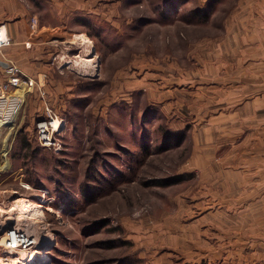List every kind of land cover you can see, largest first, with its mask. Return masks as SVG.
<instances>
[{
  "label": "rangeland",
  "instance_id": "rangeland-1",
  "mask_svg": "<svg viewBox=\"0 0 264 264\" xmlns=\"http://www.w3.org/2000/svg\"><path fill=\"white\" fill-rule=\"evenodd\" d=\"M23 1L52 27L44 44L53 55L47 61L39 49L49 70L39 79L28 71L33 61H23L31 81L24 105L15 128L0 132V238L19 227L38 242L0 248V264H24L36 247L49 256L39 264H264V215L258 227L261 215L214 210L221 202L206 197L207 181L193 169L207 119L196 113L207 95L236 103L239 93L264 91L252 63L263 58L264 3ZM227 30L236 48L226 55L240 62L224 69L216 90L206 80V47ZM49 113L62 125L47 147L36 124ZM232 117L216 139L241 138L237 121L249 120ZM23 198L42 207L19 220Z\"/></svg>",
  "mask_w": 264,
  "mask_h": 264
},
{
  "label": "crops",
  "instance_id": "crops-1",
  "mask_svg": "<svg viewBox=\"0 0 264 264\" xmlns=\"http://www.w3.org/2000/svg\"><path fill=\"white\" fill-rule=\"evenodd\" d=\"M262 3H264V0H256L257 5ZM35 8L37 9V7ZM32 16L39 20L38 26L35 28H32L30 23ZM259 16L262 18L261 15ZM41 20L42 15L35 11L28 1L0 0V26L6 28L13 41L10 46L5 47L0 52V57L3 60L17 64L22 70H27V64L24 65L23 61L27 58L31 59L33 64H29L28 71L31 76L38 79L49 73L48 67L43 66L42 60L46 59L48 61L53 55L51 47L46 48L44 44V42H47L46 38L49 36V30L52 27L48 28L46 25L41 24ZM233 34L232 30H227L221 38L216 41L212 40V45L206 47L207 51L204 58L208 74L206 80L209 82L213 80L211 86L215 89L218 86L223 87L222 85L227 79V75H222L224 69L227 68L232 71L231 69L236 68V62H240V58L235 60L234 57L226 55L230 54V50L235 52L236 47H232L231 43ZM41 47L46 53L44 59L41 51H39ZM257 52L262 54L263 58H260L254 52L257 57L252 59V63L257 66L261 85L264 87V46H261ZM47 65L49 63H46ZM210 70L211 75H209ZM210 76H213L212 79H210ZM5 77L4 68L0 67V83L5 80ZM251 82L252 79H250V84H252ZM227 98L223 93L219 94L217 91L213 93L212 91L210 96L207 95L205 110L202 109L200 115L196 113V118L204 116L207 119L202 125L203 129L205 126V141L200 143L196 141L195 144L193 169L195 168L197 176L201 177L200 180L207 181L205 187L207 188L206 197L212 196L214 201L219 200L215 203L221 202V206H216L214 210L219 211L220 209L221 213L228 215H231V213L261 215L257 222L260 223L258 227H263L264 91L248 97L245 93H239L236 103L235 99ZM197 103L198 99L193 98V104L196 106ZM229 116H233L232 119L238 117L239 119L249 120V122L243 121L241 124L240 121H237L238 128H240L238 129V135H241V138L236 143L235 141H226L224 137V140L222 138L216 139L220 130L222 133L228 131H223L220 128L226 127V124L228 127L232 126L230 122L228 124L222 121L223 118ZM196 128L198 129L197 125ZM196 135H198L197 132ZM209 151H213V153H209ZM215 184L220 186L219 191L213 189ZM209 186L212 187L209 188ZM220 191L221 194H216ZM214 210H211V212H214Z\"/></svg>",
  "mask_w": 264,
  "mask_h": 264
},
{
  "label": "built area",
  "instance_id": "built-area-1",
  "mask_svg": "<svg viewBox=\"0 0 264 264\" xmlns=\"http://www.w3.org/2000/svg\"><path fill=\"white\" fill-rule=\"evenodd\" d=\"M37 25L38 18L34 17L31 26L35 28ZM11 44L12 39L6 28L0 26V52ZM5 75V80L0 83V132L15 128L29 89L26 84L31 83L23 79L22 71L16 65L8 68ZM45 93L46 91L43 90L42 94ZM56 119L57 117L51 113L48 117L38 119L36 134L42 146L49 147L54 144L55 132L59 130L55 124ZM35 244V237L19 227L8 228L0 238V248L10 252L26 251Z\"/></svg>",
  "mask_w": 264,
  "mask_h": 264
},
{
  "label": "bare ground",
  "instance_id": "bare-ground-1",
  "mask_svg": "<svg viewBox=\"0 0 264 264\" xmlns=\"http://www.w3.org/2000/svg\"><path fill=\"white\" fill-rule=\"evenodd\" d=\"M83 59H84L83 61L84 64L94 66V62H95L94 60H91L88 58H83ZM55 124L58 127V129H60L62 122L60 119L57 118L55 121ZM41 207L42 206L40 204H35L34 202H32L31 200H28L27 198L20 199L16 204V209H18L17 211L22 213L23 216H21L19 220L22 218L28 219L30 214H36L38 210L39 211L41 210ZM35 242H36V238H35ZM48 257L49 256L45 251H42L40 250V248L36 247L34 251L32 250L28 255H26V257L23 258V261H24L23 263L24 264H39L45 259H48ZM9 264H12V263L10 262Z\"/></svg>",
  "mask_w": 264,
  "mask_h": 264
},
{
  "label": "water",
  "instance_id": "water-1",
  "mask_svg": "<svg viewBox=\"0 0 264 264\" xmlns=\"http://www.w3.org/2000/svg\"><path fill=\"white\" fill-rule=\"evenodd\" d=\"M13 65H14L13 63H11L9 61H6V60H3L0 57V67H3L4 68V71H6L8 68L12 67ZM15 65L18 66L17 64H15Z\"/></svg>",
  "mask_w": 264,
  "mask_h": 264
},
{
  "label": "trees",
  "instance_id": "trees-1",
  "mask_svg": "<svg viewBox=\"0 0 264 264\" xmlns=\"http://www.w3.org/2000/svg\"><path fill=\"white\" fill-rule=\"evenodd\" d=\"M83 20H85V19H83ZM24 146L26 147V148H28L29 147V143L25 140V143H24ZM184 177H179V178H177L175 181H180V180H182Z\"/></svg>",
  "mask_w": 264,
  "mask_h": 264
}]
</instances>
